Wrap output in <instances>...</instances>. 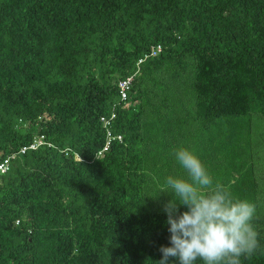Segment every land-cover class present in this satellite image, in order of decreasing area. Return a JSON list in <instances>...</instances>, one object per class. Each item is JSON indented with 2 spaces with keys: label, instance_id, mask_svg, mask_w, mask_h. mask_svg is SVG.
<instances>
[{
  "label": "trees",
  "instance_id": "1",
  "mask_svg": "<svg viewBox=\"0 0 264 264\" xmlns=\"http://www.w3.org/2000/svg\"><path fill=\"white\" fill-rule=\"evenodd\" d=\"M181 148L264 264V0H0V264H156Z\"/></svg>",
  "mask_w": 264,
  "mask_h": 264
},
{
  "label": "clouds",
  "instance_id": "2",
  "mask_svg": "<svg viewBox=\"0 0 264 264\" xmlns=\"http://www.w3.org/2000/svg\"><path fill=\"white\" fill-rule=\"evenodd\" d=\"M175 158L186 177L171 176L167 187L171 199L164 206L168 214L170 246H161L162 258L156 264H241L260 249L253 221L256 206L237 199L218 183L200 158L190 149L176 151ZM181 206L187 210L180 212Z\"/></svg>",
  "mask_w": 264,
  "mask_h": 264
},
{
  "label": "built area",
  "instance_id": "3",
  "mask_svg": "<svg viewBox=\"0 0 264 264\" xmlns=\"http://www.w3.org/2000/svg\"><path fill=\"white\" fill-rule=\"evenodd\" d=\"M161 51V48L160 46H157L155 48L152 49L151 51V55H156L157 53H159ZM148 54H145L144 57H147ZM131 82V77H127L125 78L124 80H120L118 81V86H119V94L121 96V99H126V90L128 89V86ZM112 118L114 117V115L112 114L111 116ZM101 121L103 122V125L106 126L110 123V120L107 119V118H104L102 117L101 118ZM112 140L114 139V137H110ZM117 140L121 141L122 138H121V135H118L117 137ZM35 145H31V147H34ZM108 146H109V140H107L105 146L97 152L98 155H101L103 152H105L107 149H108ZM25 148L23 147L22 149H20V152H25ZM15 155L12 154V155H9L7 156L6 158L0 160V175L6 173L9 169V166H10V162L12 159H14Z\"/></svg>",
  "mask_w": 264,
  "mask_h": 264
}]
</instances>
